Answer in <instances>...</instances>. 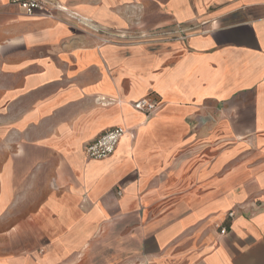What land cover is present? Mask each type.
I'll list each match as a JSON object with an SVG mask.
<instances>
[{
	"label": "crops",
	"instance_id": "1",
	"mask_svg": "<svg viewBox=\"0 0 264 264\" xmlns=\"http://www.w3.org/2000/svg\"><path fill=\"white\" fill-rule=\"evenodd\" d=\"M42 1L0 0V264H264V0Z\"/></svg>",
	"mask_w": 264,
	"mask_h": 264
},
{
	"label": "built area",
	"instance_id": "2",
	"mask_svg": "<svg viewBox=\"0 0 264 264\" xmlns=\"http://www.w3.org/2000/svg\"><path fill=\"white\" fill-rule=\"evenodd\" d=\"M16 4L24 16L31 17L37 12L46 9L47 3L42 0H12ZM59 10H66L63 6H55ZM81 26L99 34L104 33L99 30L86 19H78ZM106 41V40H105ZM108 42V41H106ZM159 102L154 98H143L131 104L132 108L137 112L149 114L158 108ZM127 133L123 127H114L103 132L99 137L86 144L84 148L85 157L90 161H101L110 157L116 150L120 140ZM229 218L233 217V213L228 214ZM225 233V228H220V234Z\"/></svg>",
	"mask_w": 264,
	"mask_h": 264
}]
</instances>
